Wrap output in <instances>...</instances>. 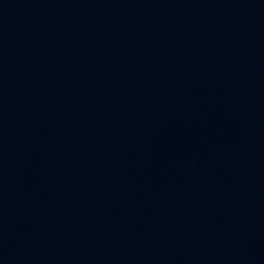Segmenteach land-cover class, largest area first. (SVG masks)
Segmentation results:
<instances>
[{
    "label": "water",
    "instance_id": "obj_1",
    "mask_svg": "<svg viewBox=\"0 0 264 264\" xmlns=\"http://www.w3.org/2000/svg\"><path fill=\"white\" fill-rule=\"evenodd\" d=\"M0 264H264V0H0Z\"/></svg>",
    "mask_w": 264,
    "mask_h": 264
}]
</instances>
